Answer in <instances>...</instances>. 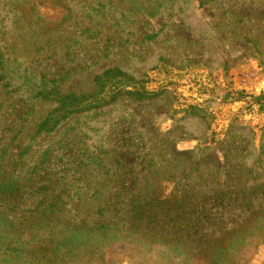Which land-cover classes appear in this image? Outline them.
Instances as JSON below:
<instances>
[{
  "label": "rangeland",
  "instance_id": "1",
  "mask_svg": "<svg viewBox=\"0 0 264 264\" xmlns=\"http://www.w3.org/2000/svg\"><path fill=\"white\" fill-rule=\"evenodd\" d=\"M263 93L264 0H0L13 264H264Z\"/></svg>",
  "mask_w": 264,
  "mask_h": 264
},
{
  "label": "trees",
  "instance_id": "2",
  "mask_svg": "<svg viewBox=\"0 0 264 264\" xmlns=\"http://www.w3.org/2000/svg\"><path fill=\"white\" fill-rule=\"evenodd\" d=\"M112 72L111 69L106 70L103 73V77H108L109 74ZM135 93V92H133ZM37 94L39 96L42 97H49V98H55L58 101V105L56 106L55 110L51 111L47 117H45V119L42 121L41 125H40V130H51L52 128H54L59 122H61L64 118L68 117L70 114L78 111L79 109H81L82 106V102H81V98H83V96H78L75 93H63L57 89L51 90L50 92H45L44 90H39L37 92ZM138 95V97L142 96V95H146L145 93H141V92H137L136 93ZM116 96H114L115 98ZM113 98V97H112ZM260 99H263L264 101V93L261 94L259 96ZM1 191V190H0ZM7 237H9V235L7 234V232H2L0 234V240L3 242V244H8V247L6 248V250L4 251V258L2 259V263L3 264H13L15 261V256L13 254V249H12V242L13 239L9 240ZM18 259L20 260H36L35 262L37 264H43L40 263V261L44 260L43 256H29V255H21L18 257ZM38 261V262H37Z\"/></svg>",
  "mask_w": 264,
  "mask_h": 264
}]
</instances>
